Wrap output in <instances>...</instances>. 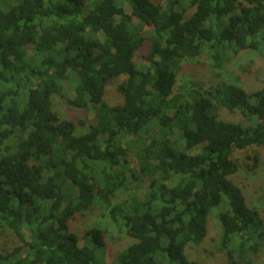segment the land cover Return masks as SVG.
Masks as SVG:
<instances>
[{
	"label": "trees",
	"instance_id": "16d2710c",
	"mask_svg": "<svg viewBox=\"0 0 264 264\" xmlns=\"http://www.w3.org/2000/svg\"><path fill=\"white\" fill-rule=\"evenodd\" d=\"M243 51L264 53V0H0V231L19 241L0 264H98L104 233L80 246L69 222L134 183L142 202L109 218L135 242L106 264H197L185 250L204 243L212 213L229 264L258 254L264 222L233 181V153L255 149L249 171L264 154V86L220 78ZM204 53L218 82L175 93L182 64ZM118 79L122 103L110 106ZM54 97L84 119H62ZM218 108L249 125L218 120Z\"/></svg>",
	"mask_w": 264,
	"mask_h": 264
},
{
	"label": "rangeland",
	"instance_id": "374dc122",
	"mask_svg": "<svg viewBox=\"0 0 264 264\" xmlns=\"http://www.w3.org/2000/svg\"><path fill=\"white\" fill-rule=\"evenodd\" d=\"M12 1V0H9ZM154 3H160V0H152ZM126 13L130 10L125 6ZM192 11V10H190ZM190 12L186 15L189 16ZM136 23V21H135ZM149 43L146 42L142 49L137 53L135 62L138 66L146 64L144 58L148 53ZM216 71V70H215ZM215 71L212 70L211 61L207 54H202L199 58L188 60L182 64L181 70L177 76V83L174 89L175 93H182L189 88H192V83H197L203 88L210 87L218 82ZM218 72V71H216ZM220 78L227 80L229 83H236L242 87L247 93H252L264 86V53L258 54L256 51L239 52L233 57L221 72ZM121 79L111 82L105 91L104 101L110 105H120L122 97L117 92V85ZM63 94L73 99L74 93L72 87L64 85ZM53 111L56 112L62 119L76 122L84 119L85 112L68 106L64 100L59 97L53 98ZM92 115L88 114L87 119H91ZM217 118L220 121L241 124L248 126L249 124L243 121L238 112L229 113L222 108L217 110ZM86 128H77V133H84ZM130 138H126L129 140ZM122 148L125 147L121 143ZM199 151V149H198ZM197 150L192 153H197ZM134 154V150L130 152ZM256 154L254 148L245 151H234L233 159L240 166V171L235 174L233 181L236 185L244 188L248 206L256 209L264 222V154L258 151L259 162L254 171H249L247 166L252 167L253 161L248 160ZM131 163L134 166L136 163L132 155ZM121 161V160H120ZM177 183V180L168 183L172 186ZM146 192L145 184H130L126 189L119 190L113 197L107 200H96L91 210L81 215H76L69 222V229L74 232L79 238L80 246L85 244L83 236L86 231L97 228L104 233L105 245L97 249L98 264H106L115 261L116 257L124 251L128 246L135 241L120 232L109 218L110 208L122 202H142L144 193ZM221 229L216 219V215L212 213L209 217L207 226V237L201 245L188 244L185 254L190 261L197 264H229L227 256L224 252L219 251V239ZM19 245V241L11 231H0V252L11 251ZM239 264H264V248L256 255L248 257L247 263Z\"/></svg>",
	"mask_w": 264,
	"mask_h": 264
}]
</instances>
